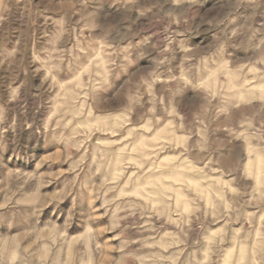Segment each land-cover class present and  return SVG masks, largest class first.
Returning <instances> with one entry per match:
<instances>
[{
	"label": "rangeland",
	"instance_id": "1",
	"mask_svg": "<svg viewBox=\"0 0 264 264\" xmlns=\"http://www.w3.org/2000/svg\"><path fill=\"white\" fill-rule=\"evenodd\" d=\"M0 264H264V0H0Z\"/></svg>",
	"mask_w": 264,
	"mask_h": 264
}]
</instances>
